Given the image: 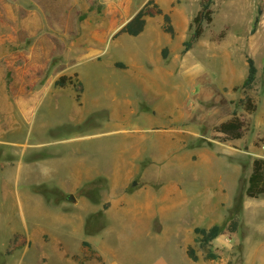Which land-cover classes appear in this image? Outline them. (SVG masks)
Returning <instances> with one entry per match:
<instances>
[{
    "label": "rangeland",
    "instance_id": "1",
    "mask_svg": "<svg viewBox=\"0 0 264 264\" xmlns=\"http://www.w3.org/2000/svg\"><path fill=\"white\" fill-rule=\"evenodd\" d=\"M147 1L0 0V264H264V193H247L264 159V0H215L213 21L186 53L200 0H155L143 32L115 35ZM155 3L171 15L174 36ZM247 56L258 71L243 89ZM63 75L72 83L56 85ZM234 113L245 123L240 138L216 128ZM83 164L94 175H151L147 192L128 196L146 207L135 214L125 200L104 213L105 202L83 226L84 206L44 199ZM176 182L192 187L193 203L211 191L225 206L233 198L210 246L215 259L193 239L192 260L178 238L185 221L161 185Z\"/></svg>",
    "mask_w": 264,
    "mask_h": 264
},
{
    "label": "crops",
    "instance_id": "2",
    "mask_svg": "<svg viewBox=\"0 0 264 264\" xmlns=\"http://www.w3.org/2000/svg\"><path fill=\"white\" fill-rule=\"evenodd\" d=\"M127 20L124 23H122L120 26H123L127 22ZM147 22L148 20L146 18V24ZM120 26L117 25L116 22L112 23L110 27L107 28V31L112 34ZM80 159L81 158H79L78 160ZM188 163L191 166V161H188ZM78 164L80 163L78 162ZM82 166H83V170H79L78 174H73V176L70 177L69 179L63 180L66 182L67 184L66 186L60 187L53 185L52 187H48L47 191L49 193L51 192L53 194L55 193L54 194L55 197H52V195L50 194L49 195L43 194L44 199L50 204L52 203L63 204L62 203L63 200L67 199V200H71V202L73 203H79L78 205L84 206V209H87V212L83 215L82 218L83 226H86V220H87L86 217L91 216L93 212H96L101 208L103 209L104 208L103 203L105 202H109V206L103 209L104 213H107L109 210H111L113 207H116L119 204H126L127 202H125V200H128V203L130 204L136 202L133 203L134 206H128L125 208L127 210L131 209V211L135 212V214L141 211L140 209L141 207L144 208L146 207V205L141 206L142 203L138 205L137 203L138 201L137 199H135V197L128 198V196L133 195L137 191L138 194L141 191L147 192V189L150 188L152 184L154 185V182H156L153 181L151 175L147 176L146 173L144 172L133 173V171H128V170L126 174L118 175V176L116 175L105 176L104 174H102V172L101 173L99 172L96 175H94L91 174L92 167L90 165L83 164ZM128 167H130V165ZM82 172L89 173L90 176H86L82 178L81 175ZM101 179H104L103 185L100 184ZM82 180H85L87 183L83 185ZM190 180L191 178L189 179L188 184L191 185L192 182ZM63 181L61 180V182ZM89 184L93 185L92 188L90 187L89 190L86 188V193H83V190H85V187H87V185ZM157 184H159V182H157ZM161 185H163L166 188V190H164L166 194L164 195V197H162V199L163 200L172 199L174 201L173 204L174 206L173 205L172 206L175 209L177 207L179 208L177 215H181L182 217H180V219L185 221V223H182V221L180 220L181 223H179V225L177 226L178 231H176V234L178 235V238H181V242L183 243V246H185L186 248L193 242V239L195 238V236L193 235V229L197 226L194 225L191 227L192 222L197 223L199 220H203V219L207 220V218H210V220H212L210 227L215 223L220 224V219H222L225 216L228 209L231 207L233 203V198H232L231 203L225 206V203L223 202L222 198L220 199V201L216 200L214 196V191L207 193L208 196L204 197V199H202L200 203H193V201H191L192 198L194 197V194L192 192V187H189V190L186 187H184L183 189L177 182L173 183L170 186H166L163 183H161ZM93 188L95 193L97 192L96 194H94V192H88V191H93ZM71 195H73L74 198H71L70 197ZM152 197L155 199L156 195L153 194ZM147 205L150 207L148 201H147ZM191 205L192 208H190ZM247 208L248 206L244 204L243 213L245 214L243 217H246V214L248 213ZM192 212H194L196 217H193L190 221H188L185 218V216H190ZM198 216L199 219H197ZM44 240L47 239L44 238Z\"/></svg>",
    "mask_w": 264,
    "mask_h": 264
},
{
    "label": "trees",
    "instance_id": "3",
    "mask_svg": "<svg viewBox=\"0 0 264 264\" xmlns=\"http://www.w3.org/2000/svg\"><path fill=\"white\" fill-rule=\"evenodd\" d=\"M154 2L155 0H148L146 4L143 7H141L131 17V19L127 21L118 30V32L115 35L120 33L138 35L141 32H143L146 25L147 16L152 15V13L149 10V6ZM214 2L215 0H200L199 9L197 13L194 15L192 22L190 23L189 37L183 42L184 53L189 51L194 45V43L203 35L205 23H210L213 21L214 11L212 9V5L214 4ZM155 6L157 8L156 13L163 15V19H164L163 30L169 33L171 36H174L175 27L171 22V15L167 12H164L157 3H155ZM260 14H261V9L258 10L256 16L254 17L251 32L256 31L257 25L260 20ZM167 49L168 48L164 49L163 52L164 57L166 56ZM247 63H248L247 75L241 86L243 89H250L253 87L256 81L257 71H258L255 61L251 56H247ZM118 65H121L119 67H125L121 63ZM67 82L72 83V78L63 75L61 78L56 80L55 84L59 86H63ZM237 87L238 86H235L234 89H237ZM243 102H245V107L248 110L255 109L251 97L248 96L246 98H243ZM244 124H245L244 120L236 113H234L232 117L219 123L216 128L218 131H221L232 138H240L244 132ZM263 164H264V159H256L254 162V171L250 177V186L247 190V193L250 196L257 197L258 195L264 193V183H261V170ZM83 193H86V190H83ZM90 217H94V215H91ZM237 226H238V219H233L231 222L230 230L235 231ZM194 231L196 233L194 240L196 242H199L203 248L207 249L206 258L215 259L217 257V254L210 249V246L212 245L213 241L223 232V227L220 224L215 223L209 228L197 226L194 228ZM187 254L192 260L194 261L198 260L196 249L192 244L188 246Z\"/></svg>",
    "mask_w": 264,
    "mask_h": 264
},
{
    "label": "water",
    "instance_id": "4",
    "mask_svg": "<svg viewBox=\"0 0 264 264\" xmlns=\"http://www.w3.org/2000/svg\"><path fill=\"white\" fill-rule=\"evenodd\" d=\"M130 19H131V17H130V18L127 20V21H129ZM134 183H135V182H134ZM70 197H71V198H74V196H73V195H71Z\"/></svg>",
    "mask_w": 264,
    "mask_h": 264
}]
</instances>
